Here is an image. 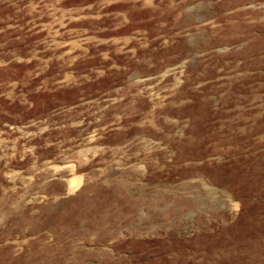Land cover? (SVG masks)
<instances>
[{"label":"rangeland","instance_id":"374dc122","mask_svg":"<svg viewBox=\"0 0 264 264\" xmlns=\"http://www.w3.org/2000/svg\"><path fill=\"white\" fill-rule=\"evenodd\" d=\"M0 264H264V0H0Z\"/></svg>","mask_w":264,"mask_h":264},{"label":"bare ground","instance_id":"6f19581e","mask_svg":"<svg viewBox=\"0 0 264 264\" xmlns=\"http://www.w3.org/2000/svg\"><path fill=\"white\" fill-rule=\"evenodd\" d=\"M75 183V182H74ZM76 183H77V181H76ZM76 185V184H75Z\"/></svg>","mask_w":264,"mask_h":264}]
</instances>
